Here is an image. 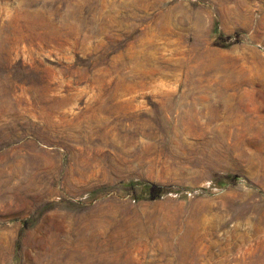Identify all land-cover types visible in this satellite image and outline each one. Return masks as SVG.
<instances>
[{"label":"rangeland","instance_id":"1","mask_svg":"<svg viewBox=\"0 0 264 264\" xmlns=\"http://www.w3.org/2000/svg\"><path fill=\"white\" fill-rule=\"evenodd\" d=\"M0 264H264V0H0Z\"/></svg>","mask_w":264,"mask_h":264},{"label":"trees","instance_id":"2","mask_svg":"<svg viewBox=\"0 0 264 264\" xmlns=\"http://www.w3.org/2000/svg\"><path fill=\"white\" fill-rule=\"evenodd\" d=\"M144 190L152 195V198L160 197L161 194H158V189L155 187H151L150 185H144Z\"/></svg>","mask_w":264,"mask_h":264}]
</instances>
